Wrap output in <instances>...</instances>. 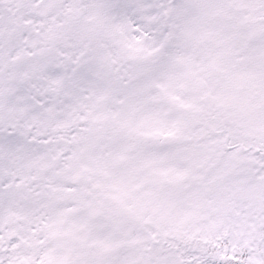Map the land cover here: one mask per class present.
<instances>
[{
	"label": "snow or ice",
	"instance_id": "1",
	"mask_svg": "<svg viewBox=\"0 0 264 264\" xmlns=\"http://www.w3.org/2000/svg\"><path fill=\"white\" fill-rule=\"evenodd\" d=\"M0 264H264V0H0Z\"/></svg>",
	"mask_w": 264,
	"mask_h": 264
}]
</instances>
